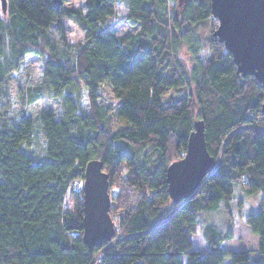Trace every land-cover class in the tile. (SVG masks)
<instances>
[{
    "label": "trees",
    "instance_id": "16d2710c",
    "mask_svg": "<svg viewBox=\"0 0 264 264\" xmlns=\"http://www.w3.org/2000/svg\"><path fill=\"white\" fill-rule=\"evenodd\" d=\"M178 2L85 0L83 8L56 11L51 0H6L5 13L0 6V264H89L101 248L103 264H185L183 257L186 264H264V86L237 74L214 31L199 38L198 27L215 20L209 0H188L177 16L169 6ZM116 4L135 35L109 31ZM66 23L84 34L81 44L67 42ZM183 46L189 70L179 63ZM29 56L42 59L41 80L18 93L20 104L45 98L60 105L58 115L37 116L40 161L28 151L33 121L11 114L8 79ZM104 83L119 101L114 115L123 125L116 131L99 100ZM168 89L187 95L163 104ZM195 121L204 124L216 168L192 198L174 205L166 169L184 156ZM90 162L108 175L117 231L93 249L83 241L82 184ZM235 184L263 196L244 220L257 249H222L231 233L209 227L208 250L193 251L197 215L228 204Z\"/></svg>",
    "mask_w": 264,
    "mask_h": 264
},
{
    "label": "water",
    "instance_id": "95a60500",
    "mask_svg": "<svg viewBox=\"0 0 264 264\" xmlns=\"http://www.w3.org/2000/svg\"><path fill=\"white\" fill-rule=\"evenodd\" d=\"M186 1V0H183ZM210 14L217 21L212 36L232 57L237 74L252 77L264 86V0H209ZM56 11L63 0H51ZM2 12L6 0H0ZM264 117V102L261 106ZM216 161L207 151L204 124L195 121L189 134L184 156L166 169L169 199L181 205L197 192L215 170ZM83 241L90 249L109 242L114 224L109 215L108 175L99 162H90L84 171L82 184Z\"/></svg>",
    "mask_w": 264,
    "mask_h": 264
},
{
    "label": "rangeland",
    "instance_id": "374dc122",
    "mask_svg": "<svg viewBox=\"0 0 264 264\" xmlns=\"http://www.w3.org/2000/svg\"><path fill=\"white\" fill-rule=\"evenodd\" d=\"M84 1L85 0H63L62 9L83 8ZM187 1L188 0H179L177 5L169 6V12H173L175 15L179 16L182 10L181 6H184ZM124 14V7L121 4H116L115 15L110 20L109 31L118 38H126L129 35H135L137 33V29L131 28L123 22L122 18ZM216 27L217 21L214 20L206 25L199 26L196 30V33L198 34L199 38L203 39L209 36V29L214 31ZM65 30L67 32L66 39L68 43L72 45H78L83 42L84 34L81 33L74 25L66 23ZM178 56L181 66L184 69L189 70L192 67V61L188 57L187 48L183 46L179 50ZM42 66V59L35 56H29L24 60V63L21 64L20 69L8 79L10 100L12 102L13 109L11 112L12 117L16 119L18 116L23 115L33 121V142L28 151L35 159L37 158L39 161L44 160L45 156L44 142L43 140L41 142L39 136L40 129L37 116L42 110H51L58 115L60 105L56 100H51L48 102L45 100V98H40L31 104H25V102L20 104L21 102L18 93L25 91L26 88L32 89L40 84ZM186 95V90L168 89L163 96L162 102L165 104L167 100L182 98ZM99 100L101 105L107 109L108 115H110V130L116 131L117 129L121 128L123 123L114 115L116 107L119 106V101L113 98L110 85L108 83H104L102 85ZM175 158L176 157H173L172 160H175ZM122 191L126 192V190ZM126 194L132 196L130 191H128ZM262 198L263 196L260 192L254 195L244 194L239 185L235 184L233 186V195L228 204L222 203L217 211L204 212L197 215L195 233L191 235L192 250L201 252L202 254L208 250L209 245L204 237V230L206 228L213 227L218 233H231V237L229 239L223 240L221 242L222 249L255 251L257 249L258 239L246 227L244 220L248 214L256 213L260 209ZM226 207L230 215V220L225 212ZM114 235H117L115 224ZM118 237L119 235L117 238ZM112 243H115V240H113ZM183 262L186 264V257H183Z\"/></svg>",
    "mask_w": 264,
    "mask_h": 264
},
{
    "label": "built area",
    "instance_id": "2783aa9c",
    "mask_svg": "<svg viewBox=\"0 0 264 264\" xmlns=\"http://www.w3.org/2000/svg\"><path fill=\"white\" fill-rule=\"evenodd\" d=\"M78 182H73V186H77ZM111 195V194H110ZM111 196H115L112 194ZM110 206H111V200H110ZM104 260V248H101L96 255L92 258L91 262L89 264H103Z\"/></svg>",
    "mask_w": 264,
    "mask_h": 264
}]
</instances>
